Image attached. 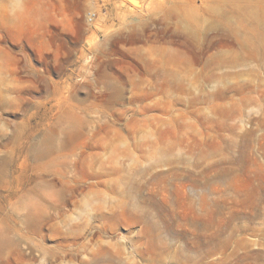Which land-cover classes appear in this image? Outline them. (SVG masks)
I'll list each match as a JSON object with an SVG mask.
<instances>
[{"label": "rangeland", "instance_id": "1", "mask_svg": "<svg viewBox=\"0 0 264 264\" xmlns=\"http://www.w3.org/2000/svg\"><path fill=\"white\" fill-rule=\"evenodd\" d=\"M220 261L264 264V0H0V264Z\"/></svg>", "mask_w": 264, "mask_h": 264}, {"label": "bare ground", "instance_id": "2", "mask_svg": "<svg viewBox=\"0 0 264 264\" xmlns=\"http://www.w3.org/2000/svg\"><path fill=\"white\" fill-rule=\"evenodd\" d=\"M254 13H251V15H253ZM183 24V23H182ZM235 33V32H234ZM192 42V41H191ZM179 55V54H178ZM190 58V57H189ZM181 60H182V58H181ZM192 60V59H191ZM207 60V59H206ZM171 62V61H170ZM237 62V61H236ZM234 63V62H233ZM179 70V69H178ZM157 71V70H156ZM171 71V70H170ZM159 73H161V72H159ZM164 73V72H163ZM172 73V72H171ZM209 73V72H208ZM208 73H206V75L208 74ZM211 74V73H210ZM166 75V74H165ZM168 81H170V80H168ZM169 85H170V82H169ZM166 146V145H165ZM257 198V197H256ZM232 219V218H231ZM239 230H245V229H247V228H250L249 226H238L237 227ZM221 233V232H220ZM229 234V233H228ZM228 239V238H227ZM229 240V239H228ZM225 261V260H224ZM217 264H225L223 261H220V263H217Z\"/></svg>", "mask_w": 264, "mask_h": 264}]
</instances>
